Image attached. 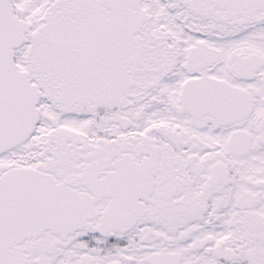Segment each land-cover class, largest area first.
Wrapping results in <instances>:
<instances>
[{
  "label": "snow or ice",
  "instance_id": "snow-or-ice-1",
  "mask_svg": "<svg viewBox=\"0 0 264 264\" xmlns=\"http://www.w3.org/2000/svg\"><path fill=\"white\" fill-rule=\"evenodd\" d=\"M0 264H264V0H0Z\"/></svg>",
  "mask_w": 264,
  "mask_h": 264
}]
</instances>
